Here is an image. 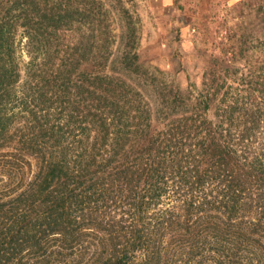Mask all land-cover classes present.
I'll return each mask as SVG.
<instances>
[{"label":"trees","instance_id":"obj_1","mask_svg":"<svg viewBox=\"0 0 264 264\" xmlns=\"http://www.w3.org/2000/svg\"><path fill=\"white\" fill-rule=\"evenodd\" d=\"M75 13L0 0V264H264L262 68L227 98L176 89L152 127L94 53L101 14ZM49 32L59 62L19 68L14 37Z\"/></svg>","mask_w":264,"mask_h":264},{"label":"rangeland","instance_id":"obj_2","mask_svg":"<svg viewBox=\"0 0 264 264\" xmlns=\"http://www.w3.org/2000/svg\"><path fill=\"white\" fill-rule=\"evenodd\" d=\"M74 3L90 10V14H74L77 27L88 23L94 28L93 21L101 14L94 53L100 55L105 73L123 80L149 103L152 127L160 116L159 102L171 99L176 89H182V97L189 84L194 86L190 98L206 92L212 100L227 98L235 88H245L251 71H264V0ZM49 33L47 39L28 46L14 37L12 54L19 68L37 61L50 68L59 62V40ZM202 86L204 93L199 94Z\"/></svg>","mask_w":264,"mask_h":264}]
</instances>
